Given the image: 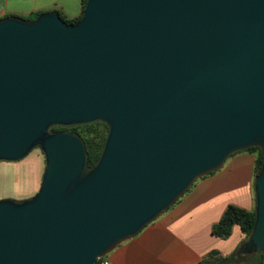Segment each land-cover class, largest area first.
<instances>
[{
    "label": "water",
    "instance_id": "95a60500",
    "mask_svg": "<svg viewBox=\"0 0 264 264\" xmlns=\"http://www.w3.org/2000/svg\"><path fill=\"white\" fill-rule=\"evenodd\" d=\"M97 123L89 166L72 130ZM252 148L263 163L239 257L264 252V0H87L75 25L0 19V163L46 160L36 195L0 200V264H98Z\"/></svg>",
    "mask_w": 264,
    "mask_h": 264
},
{
    "label": "crops",
    "instance_id": "0c3cea01",
    "mask_svg": "<svg viewBox=\"0 0 264 264\" xmlns=\"http://www.w3.org/2000/svg\"><path fill=\"white\" fill-rule=\"evenodd\" d=\"M49 11L73 20L83 11L82 0H0V19H30ZM256 157L247 151L233 155L221 170L196 182L175 206L106 260L111 264H199L214 251L232 255L245 240L241 228L234 226L227 239L213 236L212 229L229 206L255 210Z\"/></svg>",
    "mask_w": 264,
    "mask_h": 264
},
{
    "label": "trees",
    "instance_id": "16d2710c",
    "mask_svg": "<svg viewBox=\"0 0 264 264\" xmlns=\"http://www.w3.org/2000/svg\"><path fill=\"white\" fill-rule=\"evenodd\" d=\"M86 4H87V0H82L83 11L78 18L73 20L67 19L64 15L60 14L58 11L56 12L60 14L61 18L65 22L71 25H75L79 23L80 20L83 18ZM49 12H55V11H49ZM44 13H48V12H39L35 14L33 18L30 20H35L39 15ZM72 131L79 134L83 138L86 144L88 157H89L88 165L92 166L98 159L101 150L103 148L105 138L108 132L107 126L103 123H97L90 126L79 127ZM247 152L257 155L256 169H255V180H256L262 168V163H263L262 155L259 148H252ZM255 220H256L255 210L249 212L235 206H229L225 211L224 215L222 216L221 220L216 225H214L212 229V235L221 239H227L231 236L233 227L239 226L242 232L246 236L243 242L245 243L252 234ZM239 248L240 246L235 250V252L232 255L228 257H224L216 251L211 252L199 264H264V252L253 255H242L239 257L237 255Z\"/></svg>",
    "mask_w": 264,
    "mask_h": 264
},
{
    "label": "rangeland",
    "instance_id": "374dc122",
    "mask_svg": "<svg viewBox=\"0 0 264 264\" xmlns=\"http://www.w3.org/2000/svg\"><path fill=\"white\" fill-rule=\"evenodd\" d=\"M45 167V156L38 149L18 163H0V200H24L36 195Z\"/></svg>",
    "mask_w": 264,
    "mask_h": 264
},
{
    "label": "built area",
    "instance_id": "2783aa9c",
    "mask_svg": "<svg viewBox=\"0 0 264 264\" xmlns=\"http://www.w3.org/2000/svg\"><path fill=\"white\" fill-rule=\"evenodd\" d=\"M98 264H111V263L107 261L106 258H102L99 260Z\"/></svg>",
    "mask_w": 264,
    "mask_h": 264
}]
</instances>
